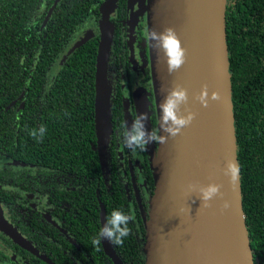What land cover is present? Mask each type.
<instances>
[{
    "label": "trees",
    "instance_id": "trees-1",
    "mask_svg": "<svg viewBox=\"0 0 264 264\" xmlns=\"http://www.w3.org/2000/svg\"><path fill=\"white\" fill-rule=\"evenodd\" d=\"M56 1L0 0V162L26 164L0 169V184L5 185L0 189V201L10 205L14 198L23 197L32 209L36 197L43 195L42 177L50 175L51 169L58 174L65 167L88 176L81 177L84 187L78 195L97 216L100 203L106 205L107 218L114 210L128 214L118 179L110 195L99 155L92 149L97 141L94 109L99 36L63 61L74 36L98 24L100 7L107 0H60L45 24ZM119 3L126 6L127 0ZM226 25L243 210L254 264H264V0H228ZM56 184L54 179L57 191ZM67 220L76 228L95 229L90 241L82 232L77 237L90 245L92 250L87 248L86 254L91 256L95 249L101 252V241L93 243L100 230L99 218ZM24 223L23 228L30 229ZM136 227L145 231L144 220H129V234L115 244L128 262L140 263L145 255L138 254L136 243L144 245V241H136L132 234ZM55 233L57 236L58 231ZM33 242L42 253L58 259L56 243L48 249V241L41 235ZM10 260L9 253L0 251L2 264H10Z\"/></svg>",
    "mask_w": 264,
    "mask_h": 264
},
{
    "label": "water",
    "instance_id": "water-1",
    "mask_svg": "<svg viewBox=\"0 0 264 264\" xmlns=\"http://www.w3.org/2000/svg\"><path fill=\"white\" fill-rule=\"evenodd\" d=\"M115 3L108 0L102 8L96 59L95 125L100 149L111 129L107 76L114 27L108 15ZM227 3L147 0L159 143L151 165L155 192L144 220L145 264H254L237 154ZM88 40L85 36L69 54ZM179 94L183 98L178 100ZM169 101L174 104L171 117L164 111ZM137 112L147 139L152 128L146 94L137 96ZM147 144L151 148V140ZM210 187L217 191L205 200L203 193ZM101 216L104 227L103 206ZM0 230L29 249L1 213ZM102 244L114 264H123L112 242L102 239Z\"/></svg>",
    "mask_w": 264,
    "mask_h": 264
},
{
    "label": "flooded vegetation",
    "instance_id": "flooded-vegetation-1",
    "mask_svg": "<svg viewBox=\"0 0 264 264\" xmlns=\"http://www.w3.org/2000/svg\"><path fill=\"white\" fill-rule=\"evenodd\" d=\"M118 2L119 0H116L114 9L108 15L109 22L114 27L107 76L110 89L111 129L106 137L103 149L98 147V140L95 145H92V149L99 155L106 191L112 195L113 184L115 185V178H117L119 183L117 187L124 192L125 206L129 208L130 220H139L140 218L145 220L149 216V206L155 192V181L151 165L152 158L158 151L159 143L156 101L151 71L147 0H127L126 6L118 4ZM104 4L100 7L101 16L98 24L94 27H86L74 36L70 47L63 56V61L70 55L69 52L74 45L85 36L89 37V40L99 36L100 42V23L103 17L102 8ZM123 8H126L125 11L121 10ZM91 32L93 35H91ZM144 94L147 95L149 102L151 136L155 138L151 139V148L146 143L142 150L137 147L133 151L124 143V134L129 132V125H131L132 130L134 122L139 120L137 96L141 98ZM22 106L21 109H24V103ZM128 117H130V120H128ZM101 150L104 153L103 155ZM15 163L4 164L0 162V169L4 166L23 164L15 165ZM49 172L51 174L43 176L40 181L39 185L43 186L41 191L43 195L36 197V205H33L32 209L25 205L23 197L19 198L20 196L18 201L14 198L13 203L10 205L3 204L0 201V213L4 221L12 226L20 239L29 248H24L0 230V251L9 253L10 264H40L30 256H34L43 264H114L105 254L102 239L100 240L101 252L98 253L95 249V253L91 256L85 252L87 248L92 250L89 247L90 245L79 242L77 235H80V232L87 234L88 237L84 239L90 241L95 229L91 226L80 229L76 228L71 222L67 223V219L71 218L89 220L99 218V229H101L103 228L101 221L102 206L106 210L105 218L107 220L108 212L105 204L100 203V212L97 216L89 207H86L85 202L83 203L79 199L78 192L84 187L81 177L87 179L86 173H81L78 169L69 170L65 167L63 169L59 168L57 170L58 174H53V169ZM54 179L55 184L57 183L55 185L57 191L53 186ZM9 184L12 186L14 181L10 180ZM91 184L93 183L90 182ZM4 186L3 183L0 184V189ZM34 189L39 193L38 189ZM116 190L118 189L116 188ZM52 191L55 194L52 195ZM52 197H54L53 200H51ZM133 205H137V207H133ZM23 222L30 229L23 228ZM87 223L90 225L89 222ZM37 224L40 225L38 229L34 227ZM55 231H58L57 236ZM145 233L146 230L143 231L140 227L132 228V234L137 239L136 241H144V244ZM38 235L46 237L48 241L46 247L48 249L56 243L53 247L59 251L57 253L58 259L40 251L38 245L33 242ZM112 244L123 264H145L144 259L143 262L140 260V263L134 259L128 262L123 258V254H118L120 252L119 247L113 242ZM136 245L137 251H139L138 254H142L144 245H140L138 242ZM87 256L89 258L83 259ZM0 264H2L1 261Z\"/></svg>",
    "mask_w": 264,
    "mask_h": 264
},
{
    "label": "clouds",
    "instance_id": "clouds-1",
    "mask_svg": "<svg viewBox=\"0 0 264 264\" xmlns=\"http://www.w3.org/2000/svg\"><path fill=\"white\" fill-rule=\"evenodd\" d=\"M172 47L175 49L176 45L173 44ZM174 63H177L174 61ZM183 94H179L177 99H182ZM174 107L173 102L169 101L165 106V113L167 117H171L173 115L172 109ZM177 123H183V121H177ZM41 133H43L44 129L41 128ZM125 140L124 143L127 147L132 148L135 151V148H140L141 150L144 148L145 144L148 143L149 140L154 139V136H148L146 139V133L143 129V125L139 120L134 122L132 130L130 132H126L124 134ZM135 146V147H133ZM217 191L216 188L210 187L203 193V198L205 200L210 199L212 195ZM130 220V216L126 214L122 210H114L112 211L109 218H107L106 223L103 228L99 230L98 236L93 240V243H99L101 239H107L113 243H121L122 238L126 237L129 234L128 222Z\"/></svg>",
    "mask_w": 264,
    "mask_h": 264
}]
</instances>
